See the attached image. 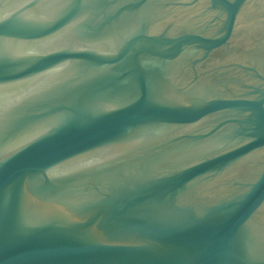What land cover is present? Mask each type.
I'll return each instance as SVG.
<instances>
[{
  "label": "water",
  "instance_id": "obj_1",
  "mask_svg": "<svg viewBox=\"0 0 264 264\" xmlns=\"http://www.w3.org/2000/svg\"><path fill=\"white\" fill-rule=\"evenodd\" d=\"M0 264H264V0H0Z\"/></svg>",
  "mask_w": 264,
  "mask_h": 264
}]
</instances>
